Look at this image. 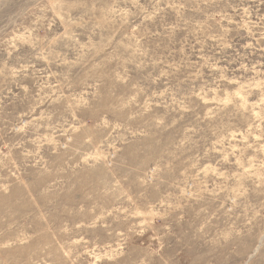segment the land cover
Returning <instances> with one entry per match:
<instances>
[{"label":"rangeland","instance_id":"374dc122","mask_svg":"<svg viewBox=\"0 0 264 264\" xmlns=\"http://www.w3.org/2000/svg\"><path fill=\"white\" fill-rule=\"evenodd\" d=\"M0 264H264V0H0Z\"/></svg>","mask_w":264,"mask_h":264}]
</instances>
